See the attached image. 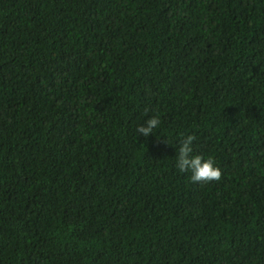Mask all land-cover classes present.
I'll return each instance as SVG.
<instances>
[{
    "label": "trees",
    "instance_id": "obj_1",
    "mask_svg": "<svg viewBox=\"0 0 264 264\" xmlns=\"http://www.w3.org/2000/svg\"><path fill=\"white\" fill-rule=\"evenodd\" d=\"M0 264H264V0H0Z\"/></svg>",
    "mask_w": 264,
    "mask_h": 264
},
{
    "label": "clouds",
    "instance_id": "obj_2",
    "mask_svg": "<svg viewBox=\"0 0 264 264\" xmlns=\"http://www.w3.org/2000/svg\"><path fill=\"white\" fill-rule=\"evenodd\" d=\"M159 118L152 116L142 125L137 127V133L148 137L153 134L155 128L159 126ZM196 139L194 135L184 136L179 144V150L176 154L175 165L180 172L190 173V179L193 182H210L219 180L221 170L212 157H204L200 154H194L193 142Z\"/></svg>",
    "mask_w": 264,
    "mask_h": 264
}]
</instances>
